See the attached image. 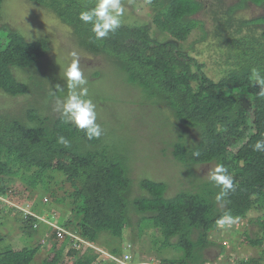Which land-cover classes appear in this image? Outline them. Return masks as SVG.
Instances as JSON below:
<instances>
[{"label": "trees", "instance_id": "1", "mask_svg": "<svg viewBox=\"0 0 264 264\" xmlns=\"http://www.w3.org/2000/svg\"><path fill=\"white\" fill-rule=\"evenodd\" d=\"M6 1L0 0V18ZM29 1L48 7L72 29L84 49L104 56L123 71L124 81L140 88L142 103L154 105L157 114L163 112L168 124L172 117L180 129L172 153L187 166L188 173H192L194 165L204 162L197 153L210 139L231 147L229 156H223L218 164L233 175L236 189L217 202L220 188L207 180L195 190L168 196L165 181L140 177V192L136 193L131 157L120 143L109 140L105 131L99 139L89 140L83 130L64 123L61 113L44 114L34 102L26 108V119L0 111V194L7 192L9 180L19 177L31 186L29 192L47 190L51 200L46 203L55 214L58 204L70 205L68 215L61 221L66 231L63 237L53 229L48 241L41 243L43 246L26 244L19 250L1 249L0 264H32L40 245L54 252L47 264H64L68 245L66 254H74L73 264H99L100 253L96 250L101 248L96 245L100 244V234L107 232L117 237L118 244L106 247L112 255L121 256L125 229L133 230V216L139 230L154 228L161 234V245L181 251L180 258H162L157 264L207 263L205 250L214 244L211 232L217 229L216 219L225 212L235 216L241 211H261L256 218L259 229L250 239L255 244L264 243V151H254L255 143L264 138V97L258 95L259 85L251 77L253 68L264 75V14L250 19L234 16L244 4L264 7V0H238L222 14L207 0H156L153 7L158 14L166 15L161 32L176 36V26L186 28L182 38L168 41L152 34L148 21L142 25L122 24L115 33L96 40L91 25L78 18L79 12L94 6L95 0ZM201 10L213 11L214 31L227 36L220 40L228 46V52L223 60L226 66L217 79L211 78L204 71L205 64L178 43L186 41L195 28L206 29L205 20L195 16ZM253 25L259 27V33L252 31ZM245 28L248 31L244 32ZM48 49L47 38L27 40L20 31L0 24V89L13 97L33 94L38 102L47 98L52 103L66 97L68 89L63 77L53 78L51 85L52 75L46 73ZM20 71H29L30 79L21 80ZM88 96L94 102L95 98L104 102L101 97ZM105 97L114 99L113 94ZM183 129L196 131L197 142L192 143ZM59 136L69 144L59 143ZM55 172L64 176L62 182L70 183L69 202L58 193L61 182L49 186L48 179ZM35 205L34 215L25 212L21 217L26 229L33 232L43 221ZM63 207L59 210L63 211ZM14 209L24 213L16 206ZM85 242L90 243L85 246ZM252 261L242 260L240 264H259Z\"/></svg>", "mask_w": 264, "mask_h": 264}, {"label": "rangeland", "instance_id": "2", "mask_svg": "<svg viewBox=\"0 0 264 264\" xmlns=\"http://www.w3.org/2000/svg\"><path fill=\"white\" fill-rule=\"evenodd\" d=\"M153 1L154 5L152 0H121L125 10L122 24L138 23L142 25L145 21H148L152 24V34L156 33L158 39L168 41V39H175V37L182 38L184 32H186L184 26L174 28V33L179 30L176 36L167 35L159 30L162 22L166 19V15L157 13L156 8L153 7L156 0ZM207 2L209 6L214 7V9L217 8L219 13L222 14L229 5L236 4L238 0H207ZM2 10L0 24H6L8 27L20 31L27 40L38 38L49 40V49L46 53V64L49 67L46 73L52 75L50 78L51 85L53 78L63 77V69L74 58L72 53L76 54L75 58L79 60L80 67L88 78V93L104 100V102H100L99 99L95 98V102L93 101L96 105L97 123L107 133V138L115 144L120 143V147L131 157L129 163L132 168V176L135 179L136 193L140 192L137 185L140 177L165 181L168 185L166 191L168 196H173L182 190H195L198 188L199 183L209 180L208 172L215 168L219 160L223 156H229L232 148L212 138L207 146L200 149L198 153L204 162L194 165L192 173H188L187 166L176 160L172 153V145L178 138L177 133L180 129L172 122V117L171 120L168 119V124L163 112L157 114L154 105H150L145 101L142 103L140 88L134 84L126 83L123 71L116 69V65L110 63L104 56L95 55L84 49L72 29L59 20L48 7L32 3L29 0H7ZM213 14H215L213 11L201 10L195 16L205 20L207 30L203 29L201 31L202 27H197L191 31L186 41L182 44L180 41L178 43L187 54L205 64L204 71L211 78L217 79L226 66L223 60H226L228 46L221 42L224 41V38H227L226 33L214 31ZM262 14H264L263 6L249 3L239 7L234 16L241 19H250ZM128 16H132V18H128ZM250 28L254 29L252 31L259 33V27L253 25ZM246 30L247 28L243 29L244 32ZM203 34L206 35L205 38H201ZM19 73L21 80L30 79L31 73L29 71H20ZM110 94H113L114 99L108 98L106 100L105 96ZM36 98L33 94L13 97L0 89V111L19 115L26 119L24 116L26 108L31 102H34L44 114H60V111L57 110V101L50 103L47 98H42L38 102L35 101ZM165 112L168 113L166 109ZM183 130L192 143L197 142L199 138L196 131ZM52 174L54 177L48 179L51 181L49 186L56 185V181L61 182L60 185H57L58 193L59 195H65L66 202H69L71 199L69 197L70 183L68 181L62 182L64 176L59 172ZM30 187L26 180L16 177L13 181L9 180L7 192L0 194V233L2 235L0 250L7 247L19 250L26 244L39 245L45 240L48 241V235L53 231L52 224H54V228L62 227L61 222H58L68 215L70 205L63 207L62 204H58L57 208L54 207V210H57L58 213L56 214V220H54V212L49 209L50 205L47 206L46 203L51 200L47 190L37 189L29 192ZM34 204H36L35 209L40 212L38 216L43 221L38 223L37 230L33 232L30 228L27 230L25 223L21 220L25 211L21 213L14 208L16 206L18 209H26L27 212H32L34 215ZM50 207L52 208V206ZM60 207H63L64 210L60 211ZM260 212L247 211L244 214L243 211L238 212L234 216L239 217L238 224L233 225L231 228L213 230L211 238L214 244L205 250V257L209 260L205 264H240L242 260L250 259H253L251 263L264 264V243L255 244L250 239L256 236L255 233L259 229L256 218ZM241 214L243 215L240 216ZM131 221L133 222V230L127 229L126 231L125 229L123 255L124 252L130 253L134 260L145 261L146 264H157L162 258L181 257L180 250L161 245V234L156 232L154 228L141 231L136 225V216H133ZM100 235V244L96 245L101 248L96 250L100 253L99 264H124L111 258L112 254L107 248L109 245L114 246L120 242L117 237L107 232ZM75 236L80 239V236ZM41 245L32 264H47L46 260H50L54 255L53 251L46 246L41 247ZM69 249L70 245L66 247L64 252V264H73V259H75L74 254L70 256L66 254ZM123 255L117 257L121 258Z\"/></svg>", "mask_w": 264, "mask_h": 264}, {"label": "clouds", "instance_id": "3", "mask_svg": "<svg viewBox=\"0 0 264 264\" xmlns=\"http://www.w3.org/2000/svg\"><path fill=\"white\" fill-rule=\"evenodd\" d=\"M124 11L121 0H95L94 6L86 7L80 11L78 18L83 23L91 25L90 31L94 34L96 40H102L108 37L110 33H115L121 27ZM72 56L74 58L63 69V79L67 83L68 94L63 100L57 101V110L60 111L64 123L74 125L76 128L83 130L89 140L99 139L103 135V129L97 123L96 105L88 96V78L81 69L79 60L75 58L76 54L74 52ZM251 77L254 83L259 85L258 95L264 97V75L261 74L258 68H253ZM58 142L66 146L69 144V141L64 136H59ZM254 151H264V138L255 143ZM208 179L220 188V192L216 196L217 202L236 189L233 175L229 173L223 164H216L215 168L208 172ZM22 211L32 213L27 212L26 209H22ZM55 215L54 213V220L57 217ZM39 218L40 220L42 219L41 217ZM60 222L59 220L58 223ZM238 222L239 217H234L229 212H225L216 219L215 224L217 228L225 229L231 228ZM52 227V229H56L54 224H52ZM89 243L85 242V246ZM126 255H130L127 262H145L134 260L132 254L127 252H124L123 257L119 259H125ZM114 257L118 258L117 256ZM115 260L118 261L117 259Z\"/></svg>", "mask_w": 264, "mask_h": 264}, {"label": "built area", "instance_id": "4", "mask_svg": "<svg viewBox=\"0 0 264 264\" xmlns=\"http://www.w3.org/2000/svg\"><path fill=\"white\" fill-rule=\"evenodd\" d=\"M56 229H58V230H56L58 236L63 237L64 233L66 232L65 229L62 227H58ZM72 235L74 236L75 234L72 233ZM111 257L115 258L114 256H111ZM129 258H130V255H126L125 259H119V258H115V259H117L118 262L124 263V264H146L145 262H127V259H129Z\"/></svg>", "mask_w": 264, "mask_h": 264}, {"label": "bare ground", "instance_id": "5", "mask_svg": "<svg viewBox=\"0 0 264 264\" xmlns=\"http://www.w3.org/2000/svg\"><path fill=\"white\" fill-rule=\"evenodd\" d=\"M58 228V227H57ZM58 230V229H57ZM74 237H76L75 235H74Z\"/></svg>", "mask_w": 264, "mask_h": 264}]
</instances>
